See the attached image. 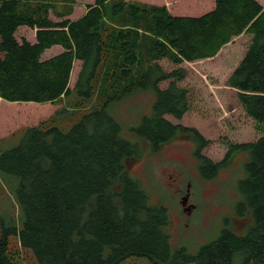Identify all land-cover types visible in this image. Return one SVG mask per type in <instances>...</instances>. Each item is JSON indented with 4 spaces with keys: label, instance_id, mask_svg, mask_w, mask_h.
Wrapping results in <instances>:
<instances>
[{
    "label": "trees",
    "instance_id": "obj_1",
    "mask_svg": "<svg viewBox=\"0 0 264 264\" xmlns=\"http://www.w3.org/2000/svg\"><path fill=\"white\" fill-rule=\"evenodd\" d=\"M214 1L204 13L187 15L174 13L165 2L93 0L74 20L76 0H0V97L64 104L79 96L23 129L20 143L0 158V169L21 178L18 200L26 219L20 240L34 250L37 264H119L133 255L168 264H237V258L240 264L264 263V5ZM22 27L35 29V40L18 38ZM242 33L251 37L228 84L237 89L261 136L233 145L230 154L250 151L239 186L246 197L242 206L253 207L255 224L244 235L223 229L197 254L184 248L172 254L163 228L169 221L165 206L150 205L127 170L139 145L121 136V124L107 107L137 90H154L153 111L134 131L154 148L193 134L203 174L215 176L229 155L213 161L201 152L208 140L198 129L168 118H181L190 108L189 90L180 83L187 70L166 69L160 61L181 65L214 57ZM54 46L62 50L45 57ZM77 60L82 65L72 88ZM165 80L169 83L162 87ZM91 104L64 127L72 106ZM0 114L13 116L1 108ZM11 231L16 229L0 236V264H17L9 251Z\"/></svg>",
    "mask_w": 264,
    "mask_h": 264
},
{
    "label": "rangeland",
    "instance_id": "obj_2",
    "mask_svg": "<svg viewBox=\"0 0 264 264\" xmlns=\"http://www.w3.org/2000/svg\"><path fill=\"white\" fill-rule=\"evenodd\" d=\"M92 0H77L76 14ZM154 3H167L177 13L179 0H143ZM196 2V0H187ZM264 1V0H262ZM192 11L187 9V12ZM74 15V16H75ZM73 16V17H74ZM36 30L22 27L18 38L35 39ZM250 35H243L225 48L214 59L185 61L181 65L168 60L160 61L166 69L183 66L185 78L180 82L188 88L190 108L181 118L167 115L174 123L195 127L208 140L201 150L202 154L213 161L225 160L233 145L254 141L261 136L255 121L247 115L237 95V89L228 84L232 70L243 57ZM61 50L55 46L45 52V56ZM82 62L77 60L71 76L70 86L76 84ZM169 80L161 83L166 87ZM78 94L65 99L64 104H72ZM81 97V96H80ZM157 95L152 89L137 90L111 102L107 111L121 124V136L139 145L137 156L126 161L129 174L140 182L148 196L150 205H163L169 217L164 230L169 234L172 254L184 248L188 253L197 254L204 244L217 238L223 229L228 228L239 235L249 232L255 224L253 207L242 206L245 194L239 183L246 177V163L250 160L249 150H239L229 154L225 165L213 177L203 174L200 160L196 156L198 141L193 134L178 135L169 142L154 148L152 143L139 136L134 128L143 118L151 115ZM0 108L10 109L13 116L0 114V158L3 153L18 145L22 130L38 124L55 114L64 104L51 102L3 103ZM93 108L72 106L64 127L80 119L82 113ZM8 126H5V125ZM21 178L0 169V236L8 234L9 251L17 264H37L32 248L21 244L20 231L24 226L26 214L18 200ZM190 188V201L195 205L193 215L187 216L181 204V192ZM87 214V212H86ZM189 223V226L186 223ZM110 248H106V254ZM240 264V258L236 259ZM119 264H168L156 262L148 256L133 255ZM190 264H195L190 263ZM264 264V263H261Z\"/></svg>",
    "mask_w": 264,
    "mask_h": 264
},
{
    "label": "crops",
    "instance_id": "obj_3",
    "mask_svg": "<svg viewBox=\"0 0 264 264\" xmlns=\"http://www.w3.org/2000/svg\"><path fill=\"white\" fill-rule=\"evenodd\" d=\"M263 5H264V1H262V0H259ZM93 2V0L92 1H89L88 3H87V5L88 4H90V3H92ZM177 3H179V5L177 6V14H187V15H200V14H202V13H204L205 11H207V10H209V9H211V8H213L214 7V5H215V1L214 0H196V2H193V3H191V2H188L187 0H179V1H177ZM86 5V6H87ZM86 6H84V8H82V11L80 12V14H78V15H75L76 14V7H77V0H76V2H75V4H74V11H73V13L70 15V18L71 19H78L79 17H81L83 14H85V12H86ZM170 6V5H169ZM187 9H191L192 11H190V12H187ZM75 15V16H74ZM51 18L53 19V20H57L58 18H56L55 16H54V14L53 13H51ZM74 16V17H73ZM243 35H247L246 33H242L241 35H239V36H236L232 41H230L229 43H227L219 52H218V54L217 55H215L214 57H210V58H206V59H201V60H208V59H214V58H217L223 51H224V49L225 48H229L228 46L229 45H231L233 42H235L239 37H241V36H243ZM35 40V39H34ZM55 47V46H54ZM53 48V47H52ZM52 48H50V49H52ZM50 49H48V50H50ZM62 50V49H61ZM60 50V51H61ZM60 51H58L57 53H59ZM57 53H54V54H52V55H55V54H57ZM52 55H49V56H52ZM45 57H47V56H45ZM234 67H236V66H234ZM234 70V69H233ZM232 70V71H233ZM2 102L3 103H6V104H8V103H18V102H10V101H7V100H4L2 97H0V105H3L2 104ZM5 126H8L7 124L5 125Z\"/></svg>",
    "mask_w": 264,
    "mask_h": 264
},
{
    "label": "flooded vegetation",
    "instance_id": "obj_4",
    "mask_svg": "<svg viewBox=\"0 0 264 264\" xmlns=\"http://www.w3.org/2000/svg\"><path fill=\"white\" fill-rule=\"evenodd\" d=\"M230 152H231V150H229V151L227 152V154H226V158L228 157V155L230 154ZM220 169H221V168L218 169V171L216 172V174L220 172ZM216 174H215V175H216ZM187 192H188V188H186L185 191H182V192H181V201H182V198H184V196L187 194ZM181 204H182V203H181ZM188 205H190V206L192 207L191 211H185V206H183V209H184V212H185V214H186L187 216H191V215H193V212H194V210H195V205L190 201V198H189V201H188ZM186 225L189 226V223L187 222Z\"/></svg>",
    "mask_w": 264,
    "mask_h": 264
},
{
    "label": "water",
    "instance_id": "obj_5",
    "mask_svg": "<svg viewBox=\"0 0 264 264\" xmlns=\"http://www.w3.org/2000/svg\"><path fill=\"white\" fill-rule=\"evenodd\" d=\"M189 197H190V188L188 189V192L184 196V198H182V204L185 206V211H191L192 209V207L188 205Z\"/></svg>",
    "mask_w": 264,
    "mask_h": 264
}]
</instances>
